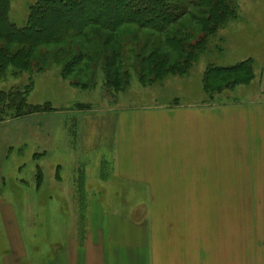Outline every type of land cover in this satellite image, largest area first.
Returning a JSON list of instances; mask_svg holds the SVG:
<instances>
[{
	"label": "rangeland",
	"instance_id": "rangeland-1",
	"mask_svg": "<svg viewBox=\"0 0 264 264\" xmlns=\"http://www.w3.org/2000/svg\"><path fill=\"white\" fill-rule=\"evenodd\" d=\"M36 2L37 0H10L8 17L12 24L23 26L28 9ZM234 2L237 18L218 30L214 36H207L206 48L197 53V58L186 75L169 73L156 77L161 74V70L155 72L147 63L140 66V82L139 75H136L137 68L129 69L134 64L132 54L138 48L140 60L149 58L147 62L152 59L162 62L163 68L174 63L179 55L167 49L159 35H151L144 30L135 34L132 32L136 31L134 27L124 26L118 32L121 33L119 38L129 42L124 49V56L128 58L124 70L129 78L120 91L105 87L100 66L93 72L87 69L91 63L81 68L76 66L74 72L66 78L61 76V64L49 60L43 63V70L40 72L38 67L33 66L31 72H21L16 76L7 74L4 79H0V92L19 89L18 92L29 105L49 108V111L14 118L0 115V216L2 209L8 207L5 205H12L17 210L16 229L25 249L22 263L40 261L52 252V243L64 244L68 233L71 235L73 232L71 226L76 220V209L71 200L76 196L58 197L55 194L51 195L53 197H46L43 189L48 191L60 188L56 193L70 191L74 187V176L81 174L74 171L77 167H88L93 171L85 179L86 186L90 189H98L100 179L108 177L111 187H119L120 184L114 178L110 179L113 174L110 173L109 159L100 164L110 151L116 111L143 108L153 103H168L171 98L178 96L181 106L199 102L208 105H240L257 98L256 86L264 54V0ZM188 26L187 35L190 33L192 39L189 44L192 45L202 34L199 35L196 31L194 33L192 24ZM56 48H38L33 63L40 67L41 54L46 51L53 54ZM130 50L132 52L129 54ZM248 61L250 66L245 73L247 72L249 79L246 82L217 92L216 87L220 82L226 81L220 76L210 82L207 90L204 89L205 72L209 67L229 68ZM143 70H146L144 74ZM75 81L82 85L74 84ZM176 102L177 100L174 104ZM106 110L110 114L108 120L104 116L107 114L103 113ZM66 142L76 146L74 150L77 156L72 150L73 146H68ZM90 146H93V152H87ZM63 149L70 150V156L63 153ZM88 153L93 154V164L88 163L84 157L89 156ZM80 154L83 156L78 157ZM84 161L87 162L86 165L81 164ZM58 164L62 168L60 181L56 173ZM80 184L84 186L83 181L79 182V186ZM260 191L264 192V189L204 193L212 197L200 199L205 202L204 208L208 209V213L218 217L225 236L228 235L226 221H232L233 237L222 239L224 245H221L226 252L230 249L233 251L232 254L220 256L226 259V264H231L232 261L235 264H264V199L261 200L264 193ZM62 198L71 199L67 208L61 207L59 200ZM120 198L122 197L118 199ZM112 199L116 200L115 197ZM118 203L121 204L119 200ZM206 226L209 229L206 233L211 241L215 234L210 230L212 225L206 223ZM10 235L13 236L12 231L0 217V264L8 262L9 255L12 254L14 244L9 242ZM228 257H234L235 260L227 259Z\"/></svg>",
	"mask_w": 264,
	"mask_h": 264
},
{
	"label": "crops",
	"instance_id": "crops-1",
	"mask_svg": "<svg viewBox=\"0 0 264 264\" xmlns=\"http://www.w3.org/2000/svg\"><path fill=\"white\" fill-rule=\"evenodd\" d=\"M258 78V96L245 104L181 106L178 96L114 112L110 151L100 164L109 159L110 179L119 187H111L108 177L90 189L85 179L93 171L77 167L81 176L74 174L70 191L43 189L46 197L75 195L59 201L63 209L74 203L76 220L64 244L52 243V252L30 263H22L17 210L5 205L0 217L13 233L9 242L14 247L3 264H226L220 256L233 251L221 245L233 237L232 221H226L225 236L218 217L200 199L212 197L204 193L264 189V54ZM84 157L93 164V154ZM61 170L58 164L59 181ZM206 223L215 234L211 241Z\"/></svg>",
	"mask_w": 264,
	"mask_h": 264
},
{
	"label": "trees",
	"instance_id": "trees-1",
	"mask_svg": "<svg viewBox=\"0 0 264 264\" xmlns=\"http://www.w3.org/2000/svg\"><path fill=\"white\" fill-rule=\"evenodd\" d=\"M9 7L10 0H0V79L7 74L31 72L33 66L40 72L43 63L49 60L61 64V76L66 78L76 66L81 68L91 63L87 69L95 71L100 66L105 87L117 91L123 89L129 78L124 70L128 60L124 49L129 42L119 38L121 33L118 32L124 26L134 27L135 34L144 30L159 35L166 48L179 55L174 63L163 68L162 62L153 59L147 62L149 58L140 60L138 48L132 54L134 64L129 69L137 68L136 75L141 82L140 66L147 63L155 72L161 70L156 77L169 73L186 75L197 53L206 48L207 36H214L238 16L234 0H37L28 9L26 23L20 27L9 20ZM189 24L194 33L202 34L192 45L189 44L190 33L187 35ZM49 46L57 47L53 54L43 52L40 67L33 63L37 49ZM249 64L248 61L229 68L209 67L205 72L204 89L220 76L226 81H219L217 92L246 82L249 75L245 71ZM73 83L82 85L77 81ZM18 90L0 92V115L14 118L49 111L48 107L26 103Z\"/></svg>",
	"mask_w": 264,
	"mask_h": 264
}]
</instances>
